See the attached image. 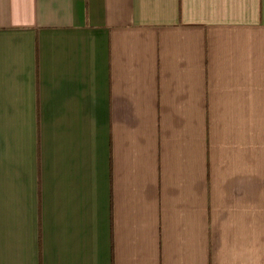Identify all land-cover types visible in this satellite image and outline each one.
Instances as JSON below:
<instances>
[{
  "label": "crops",
  "instance_id": "crops-1",
  "mask_svg": "<svg viewBox=\"0 0 264 264\" xmlns=\"http://www.w3.org/2000/svg\"><path fill=\"white\" fill-rule=\"evenodd\" d=\"M0 264H264V0H0Z\"/></svg>",
  "mask_w": 264,
  "mask_h": 264
}]
</instances>
